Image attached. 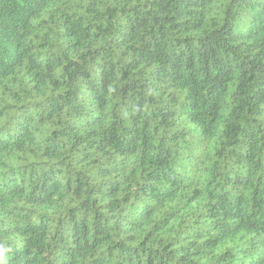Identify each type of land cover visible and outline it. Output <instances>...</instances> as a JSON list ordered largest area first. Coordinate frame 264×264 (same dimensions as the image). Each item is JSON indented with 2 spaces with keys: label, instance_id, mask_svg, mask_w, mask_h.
Instances as JSON below:
<instances>
[{
  "label": "trees",
  "instance_id": "1",
  "mask_svg": "<svg viewBox=\"0 0 264 264\" xmlns=\"http://www.w3.org/2000/svg\"><path fill=\"white\" fill-rule=\"evenodd\" d=\"M0 264H264V0H0Z\"/></svg>",
  "mask_w": 264,
  "mask_h": 264
}]
</instances>
